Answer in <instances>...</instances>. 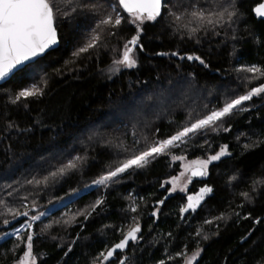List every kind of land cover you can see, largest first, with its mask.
I'll use <instances>...</instances> for the list:
<instances>
[{
	"label": "trees",
	"instance_id": "obj_1",
	"mask_svg": "<svg viewBox=\"0 0 264 264\" xmlns=\"http://www.w3.org/2000/svg\"><path fill=\"white\" fill-rule=\"evenodd\" d=\"M261 1L236 0L239 19L231 26L227 22L217 26L214 31L218 35L212 29L201 30L196 34L197 43V38L189 39L187 30L181 27L185 18L175 21L168 10L183 13L193 4L208 8L216 0H165L167 7L161 17L142 25L140 43L144 50L138 52L137 67L119 72L109 71L116 67L112 60L118 58L123 44L136 34L135 25L125 19L113 30L115 36L109 37L105 32V40L98 49L73 58V50L83 43L98 17L78 10L70 19L60 20V46L0 85V199L18 211L38 213L86 189L109 166L130 155L134 141L144 144L145 138L165 139L174 134L186 124L187 111H197L192 102L200 98L192 93L189 100L171 105V109L166 106L164 112L152 116L147 124L127 121L128 126L120 127V123L114 122V127L106 129L101 125L114 109L124 112L130 103L138 105L137 98L150 97L155 101L159 88L180 90L181 81L189 79L200 91L201 99L197 103H201L202 110L204 105L208 109L221 106L224 96L243 94L247 90L244 77L251 74L237 70L252 64L264 68V20L257 19L253 13L254 6ZM84 2L108 6L107 0ZM119 11L127 18V13ZM163 52L169 55H156ZM172 52L179 55L171 56ZM193 53L201 56L209 67L180 59ZM225 80L233 90H218L221 84L227 86ZM263 82L264 78L253 80L247 88ZM33 83L42 88V96L26 101L28 108L23 107L24 102L10 103L9 98L15 92ZM243 107L247 111H236L217 131L208 130L188 139L170 153L150 160L146 167L129 170L118 183L85 190L71 199L69 205L35 222L31 231L36 234L34 253L38 254V264H92L106 245L111 246L122 238L118 229L131 225L133 216L139 218V235L143 239L138 245L130 242L125 251L130 258L128 264H157L160 260L165 264H184L183 257L176 253L191 254L198 240L202 251L194 264H264V222L253 224L256 217L264 221V185H258L256 192L251 191L253 180L264 179V96L253 97ZM9 124L15 126L10 128ZM89 124L100 127L91 141L85 137ZM224 127L229 131H223ZM255 141L261 143L252 147ZM245 144L249 145L247 149ZM221 145H228L230 155L212 162L208 174L194 178L189 189L190 194H195L207 185L213 189L212 193L205 196L195 212L181 214L179 209L187 203L190 194H171L167 184L161 187L180 169L171 157H207ZM75 156L85 158L77 162L76 169L49 177L46 183L42 180ZM233 176L236 179L230 180ZM33 177L41 183H25ZM241 192H249L252 203L245 202ZM98 197L104 203L88 219L77 215L89 211ZM159 200L164 203L157 204ZM131 206L137 208L135 213L130 211ZM154 210L156 217L151 216ZM0 212H4L2 205ZM236 212L241 218L234 215ZM221 213H226L227 218L213 219ZM249 213V219L242 218ZM3 218L0 217V231L7 232L24 220L23 216L13 220L9 215L11 223L4 226ZM57 220L59 224L54 223ZM65 220L70 223L65 225ZM205 220L212 223L206 224ZM49 224L51 227L42 232ZM197 230L209 238L196 236ZM28 231L21 236L22 241ZM77 234L80 239L65 255ZM14 243L20 242L13 236L0 242V264H13L25 250L23 243L19 249H13ZM112 264H116V257Z\"/></svg>",
	"mask_w": 264,
	"mask_h": 264
},
{
	"label": "snow or ice",
	"instance_id": "obj_2",
	"mask_svg": "<svg viewBox=\"0 0 264 264\" xmlns=\"http://www.w3.org/2000/svg\"><path fill=\"white\" fill-rule=\"evenodd\" d=\"M167 5L163 3V0H115L114 3L109 4L105 7L103 4L98 2H84V0H0V80H6L10 76L15 75L17 72H22L30 65L41 58L47 53V50L57 45L59 42L58 37V23L64 18H71L72 13L80 11H87L97 16L95 26L91 28L87 34L83 43L77 46L73 52V58H79L82 54L89 53V50L98 49L102 42L105 40V32L107 36L112 37L117 33L113 30L118 29L122 21L128 20L130 24L135 25V35H132L123 44L122 52L118 53V58L112 60V64L116 67L109 69L112 72H119L121 68L133 69L137 67L138 61L135 57V50L138 48L140 51L144 50L143 44L140 43V34L142 33V25L146 22H155L162 15V8H166ZM122 9L124 13H127V18L121 14ZM257 17H264V3L259 4L255 9ZM168 15L172 16L175 21H180L185 18V23L181 26L187 30L188 38L192 39L196 37V34L201 30L207 32L209 29L213 30V34L218 35L214 30L217 26L224 25L226 22L229 26L234 24L239 19V9L237 7L236 0H216L208 8H200L195 4L191 5V9H185L183 13L173 12L171 9L168 10ZM195 25V26H193ZM197 43H199V38ZM235 38V37H233ZM115 52L116 49H113ZM156 55L168 56L169 53H156ZM171 56H178L179 53L172 52ZM187 59L188 61L199 62L204 68H208L209 65L199 55L186 54L180 56V59ZM67 63V62H66ZM237 71H243L251 75L245 76V87L246 91L243 94L235 96H224L221 106L213 107L208 109L207 105H204L205 111L197 114L195 117L189 113L188 122L178 129L174 134L168 136L165 139H155L148 141L145 138L144 146L141 149H134L130 155L123 160L118 161L115 166H109L108 170L103 172L97 178L91 181L92 185L108 187L110 184L119 182V178L122 174H125L132 169H142L146 167L150 160L156 157L170 153L171 149L178 146V143H185L191 137L197 134H203L206 131H217L225 122L226 118L233 115L236 111H247L243 107L244 102L251 101L253 97L264 96V83H259L257 86H253L250 89L247 85L253 80L264 78V68L252 64L250 66L242 67ZM191 75V73H189ZM43 90L36 83L30 86L23 87L13 96L9 98L10 103L17 104L18 102H24L23 107L28 108L26 101L30 99H37L42 96ZM15 125L9 124V127ZM18 131H21L17 128ZM223 131L227 132V127L223 128ZM140 141H134V144H139ZM207 143V141H205ZM261 141H255L252 143V147H256ZM244 147L247 149L248 144ZM128 151V149H124ZM228 145H221L219 151H215L214 154L208 155L205 159L193 160L185 167L186 172H190L191 177L206 176L208 174V166L214 161H220L222 157L228 156ZM173 160L183 161V156H172ZM85 158L81 156H75L68 160L66 164L57 168L53 172H49L47 176L43 177L42 180L46 183L49 177L55 178L57 175H64L69 169H76L77 162L83 161ZM184 167V165H181ZM184 173H181L183 176ZM189 177V179L191 178ZM230 180L236 179V177H230ZM178 177L173 176L170 180L165 181L161 184L164 187L165 184H171V187L167 189L168 192H174L177 190ZM28 184H40L41 180L33 177L32 180H26ZM258 185H264V179L253 180L252 192L257 191ZM10 187V185H9ZM88 187V185H86ZM180 191H185L183 187ZM213 189L207 185L202 187L197 193L190 194L187 196V203L182 205L179 209L181 214H184L191 210L195 212L201 205L207 194L212 193ZM11 192L8 193L11 196ZM241 196L244 197L245 202L252 203V196L249 192H241ZM26 199V197L21 198ZM103 198L98 197L94 203L90 206V210L87 212H78L77 215H83L84 219H88L91 216L92 211H95L97 206L103 205ZM164 200L157 201V204H163ZM0 205L4 206V212H0V217H4L2 224L9 226L11 221L7 216H11L13 220L18 217H28V219L19 225L18 228L13 227L12 232L0 231V238L13 235L15 241L20 243H14L13 249H19L20 244L23 243L24 249L22 254L13 261V264H38V254L34 253V236L36 235L31 231L33 224L32 222L40 220L45 215L44 212L37 213L29 217L28 211H18L17 208L8 206L6 201L0 199ZM33 206L34 203H33ZM243 207V205H238ZM130 211L135 213L137 208L135 206L130 207ZM238 218L240 213H234ZM151 216H157V210L151 213ZM226 213H221L220 216L214 217L215 220L226 219ZM243 219H249L248 216L242 217ZM74 220L75 217H72ZM132 224L124 226L118 229L121 232L122 238L118 242L111 246H105V250L100 251L98 256L93 258L92 264H112L113 258L116 257V264H128L129 257L125 254V250L131 245H138L139 241L143 239L139 235L141 233V225L139 218L133 216ZM264 222L260 217H256L253 220V224H259ZM59 224L60 221H54ZM65 225L69 224V220L63 222ZM204 223L211 224L212 220H205ZM51 227V224L46 225V228ZM104 227H111V225H105ZM29 229L26 233V239L21 240L22 229ZM171 235V233H169ZM196 236L201 237L203 240H207L209 237L205 234L201 236L199 230L196 232ZM56 239V237H53ZM80 239V235L77 234L76 240H73L68 245V251L64 254L68 255L72 251V245ZM242 240H246L247 237H242ZM167 252V249H165ZM202 248L200 247L199 240L195 250L192 251L191 255H187L184 251L177 252V256H181L184 259V264H194L197 258L200 256ZM173 257L169 256V259ZM157 264H165L164 260H160Z\"/></svg>",
	"mask_w": 264,
	"mask_h": 264
},
{
	"label": "rangeland",
	"instance_id": "obj_3",
	"mask_svg": "<svg viewBox=\"0 0 264 264\" xmlns=\"http://www.w3.org/2000/svg\"><path fill=\"white\" fill-rule=\"evenodd\" d=\"M107 1H108L107 2L108 5L111 4V3H114L113 0H107ZM117 10L119 11V9H117ZM138 52H139V49L137 48L135 50L136 59L138 58ZM137 61H138V59H137ZM121 69H124V68H121ZM226 83H227V86H222V84L219 85L218 86V90H221V89L223 91L233 90L234 87H232V85L229 83L228 80H225V84ZM178 86L180 87V90H178L179 89L178 88V89H176V91H173L170 88H166V87H164V89L163 88H159V90H157L158 93L157 94L155 93V96L156 95H159V96H157V98L153 102H152V99L150 97H141V98H137V99H139L138 105H136L137 103H135V104L133 103L132 105L130 103V107L128 109H125L124 112H117L116 109H114L111 112V115H109L104 120L103 124H101V123L100 124L104 127V129L110 128V127H114L115 125H118V123H120V127L123 126V125L124 126H128V122H130L131 124H137V125H139V124H147L152 116L156 115L159 112H161V113L164 112L166 106H169L170 109H171L172 108L171 105L178 104V103L180 104L183 100L184 101L189 100L191 93H192V96H194L196 98L199 97L201 99L200 91L195 89L194 85L191 83V81L189 79L181 81V83ZM254 86H257V85H254ZM172 91L175 92V93H173ZM200 99H198L196 102H192V105H194V108L197 109V111L196 112H195V110H193V111L188 110L187 111V117H186L187 121H186V123L188 122L189 113H191L192 117H195L197 114H199L200 111L205 110V109H203V110L201 109V103H199V104L197 103ZM148 103H150V104H148ZM203 103H204V101H203ZM114 122H115V125H114ZM98 127H99L98 124H96V125L89 124V126H88V128L86 130V135H85L87 141H91L93 138L96 137L95 135H97L96 133L99 131ZM148 140L152 141V140H155V139L148 138ZM181 144H183V143H178L177 147H179V145H181ZM133 145H134V148H132V150L141 149L144 146V144H141V141H140L139 144H136V145L133 144ZM175 148L176 147L172 148L171 150H173ZM118 151L120 153L123 152V150L121 148L120 149L118 148ZM182 156L185 157V159L183 161H181V160H173V161H176V162L179 163L180 169L175 175H173V176L178 177L177 190L174 191V192H170L171 194H175V193L190 194L189 189H190V187H191V185H192V183L194 181V177H191L190 172H186L185 171V167H187L191 161L196 160L197 157H190L188 155L187 156L186 155L185 156L182 155ZM198 158L199 159H205L207 157H198ZM182 164L184 165V167L181 166ZM209 166H210V164H209ZM181 173H184V175L181 176ZM173 176H171V177H173ZM189 177H191V178L189 179ZM170 178L168 180H170ZM167 185H168L169 188L171 187V184H167ZM95 187H101V186H96V185L90 184L83 191H85L87 189H92V188H95ZM181 187H183L185 189V191H183V192L180 191ZM83 191H81V192H83ZM81 192H79V193H81ZM79 193H77L76 195H74L71 198H68V199L66 198L64 200H61V201L55 203L54 205H51L48 208L40 211V212H44L45 213V215L42 216L40 218V220L47 218L50 214L55 212L57 209H60V208H62L64 206H66V205H69L70 202H71V199H74L75 197H77ZM40 212H38V213H40ZM36 214H37V212L34 213V214L29 213V217L32 216V215H36ZM27 219H28V217H24V220L21 222V224L24 223ZM40 220H38V221H40ZM35 222H37V221L32 222L33 226H34ZM19 225L20 224H18L15 227L18 228ZM32 229H33V227H32ZM26 230H27V228L21 230L22 231V235L25 233ZM11 232H12V229L8 231V233H11ZM11 236H13V235H9L7 237L0 238V242L3 239L11 237ZM189 255H191V254H189Z\"/></svg>",
	"mask_w": 264,
	"mask_h": 264
},
{
	"label": "water",
	"instance_id": "obj_4",
	"mask_svg": "<svg viewBox=\"0 0 264 264\" xmlns=\"http://www.w3.org/2000/svg\"><path fill=\"white\" fill-rule=\"evenodd\" d=\"M163 3H165V0H163ZM262 3H264V0H262V1H261L260 3H258L257 5H255L254 8H253L254 16H255L257 19H259V20H261V19L264 20V17H257L256 14H255L254 9H255L259 4H262ZM163 9H164V8H162V12H163ZM58 37H59V33H58ZM59 46H60V38H59V42H58V44L55 45V46H53L51 49L47 50V53L50 52V51H52V50H54V49H56V48H58ZM47 53H46V54H47ZM46 54H45V55H46ZM45 55H43L42 57H44ZM42 57H41V58H42ZM38 59H39V58H38ZM38 59H37V60H38ZM37 60H35V61H37ZM35 61H34V62H35ZM11 78H12V76H10L9 78H7L6 80H0V85L3 84V83H5V82H7V81L10 80ZM199 177H202V176H199ZM199 177H194V178H199ZM127 249H128V248H127ZM127 249H126V250H127ZM126 250H125V251H126Z\"/></svg>",
	"mask_w": 264,
	"mask_h": 264
}]
</instances>
